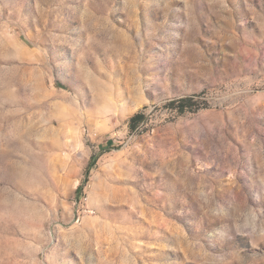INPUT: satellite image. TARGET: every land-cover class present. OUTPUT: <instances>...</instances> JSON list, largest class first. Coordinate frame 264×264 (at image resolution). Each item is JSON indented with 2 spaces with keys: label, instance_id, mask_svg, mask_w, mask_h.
I'll use <instances>...</instances> for the list:
<instances>
[{
  "label": "rangeland",
  "instance_id": "rangeland-1",
  "mask_svg": "<svg viewBox=\"0 0 264 264\" xmlns=\"http://www.w3.org/2000/svg\"><path fill=\"white\" fill-rule=\"evenodd\" d=\"M0 264H264V0H0Z\"/></svg>",
  "mask_w": 264,
  "mask_h": 264
},
{
  "label": "trees",
  "instance_id": "trees-1",
  "mask_svg": "<svg viewBox=\"0 0 264 264\" xmlns=\"http://www.w3.org/2000/svg\"><path fill=\"white\" fill-rule=\"evenodd\" d=\"M191 97H187V98H183V99H179V100H175V101H171L170 105H174L175 102L177 101L178 104L181 105V107H179V112L182 113L185 111V107H182L184 104H189L192 102ZM190 110H193V108L187 107ZM144 121V115L142 114V112H137L136 114H134L130 119H129V123L128 126L130 128V130H135L141 123H143ZM77 191H80V189H77Z\"/></svg>",
  "mask_w": 264,
  "mask_h": 264
}]
</instances>
